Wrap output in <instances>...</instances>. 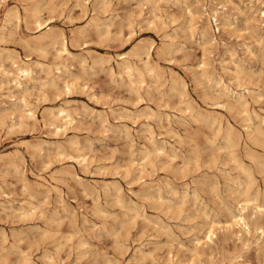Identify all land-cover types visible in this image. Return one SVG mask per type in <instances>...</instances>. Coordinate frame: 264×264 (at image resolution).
Here are the masks:
<instances>
[{
  "label": "rangeland",
  "instance_id": "374dc122",
  "mask_svg": "<svg viewBox=\"0 0 264 264\" xmlns=\"http://www.w3.org/2000/svg\"><path fill=\"white\" fill-rule=\"evenodd\" d=\"M263 11L0 0V264H264Z\"/></svg>",
  "mask_w": 264,
  "mask_h": 264
},
{
  "label": "bare ground",
  "instance_id": "6f19581e",
  "mask_svg": "<svg viewBox=\"0 0 264 264\" xmlns=\"http://www.w3.org/2000/svg\"><path fill=\"white\" fill-rule=\"evenodd\" d=\"M264 13V11L262 12ZM216 15V13H215ZM213 16V15H212ZM217 16H213V18ZM33 18L36 22H38V16L37 15H33ZM215 18V19H216ZM214 19V20H215ZM219 20V19H218ZM220 21V20H219ZM38 25H40V23L38 22ZM216 27V26H215ZM53 30V29H52ZM51 33V32H50ZM36 36V35H35ZM53 42H59L60 43V47H61V52H67V49H66V46H65V38L61 35V34H58L57 36H55L54 38L51 39ZM32 44V43H31ZM151 46V45H150ZM150 49V48H149ZM69 52V51H68ZM148 52V50L146 51ZM145 52V53H146ZM136 53V52H135ZM137 54V53H136ZM139 56V55H138ZM123 57V56H122ZM140 58V57H139ZM13 63H15V61H13ZM144 63L146 64L147 62L144 61ZM143 63V64H144ZM16 64V63H15ZM149 66V64H148ZM17 69H18V72L19 73H14L16 75H14L15 78L12 79V84L14 87H21L22 85V80H21V76L26 77L27 78H30V74L32 73V67L30 65V63L24 61L18 65H16ZM122 70L126 71L129 75L131 74V71H132V67L128 64V62H126L123 66H122ZM5 71V70H4ZM25 79V78H24ZM66 85H69V84H66ZM21 92V91H20ZM239 104V103H238ZM13 105H15L14 108L20 110L21 112H23L25 114V117L27 118H33L35 119V112L34 110L32 109V107L29 106V104L27 103V101L25 100V98H23L22 96H18V100L13 103ZM58 111V112H57ZM57 114H55L57 117H59V119L63 122V123H68L71 121L72 117H71V114L69 112V110L67 108H64V107H60L58 110H57ZM43 116V115H42ZM212 121V120H211ZM213 123V122H212ZM260 129V128H259ZM227 130V129H226ZM233 146V144H232ZM159 149V148H158ZM165 149V148H164ZM244 207V205H242V208ZM255 209L258 210V212H261L263 211L264 212V206H260V205H257L255 204L254 205ZM254 209V208H253ZM262 214V213H261ZM239 220H241L244 225L247 224V222L245 221L244 219V216L240 215L238 217H235L233 219V221L235 223L239 222ZM250 225V224H249ZM258 230V229H257ZM213 234V230H209L208 231V234H207V238L210 239L211 238V235ZM264 248V247H263ZM263 256V255H262ZM264 257V256H263Z\"/></svg>",
  "mask_w": 264,
  "mask_h": 264
}]
</instances>
